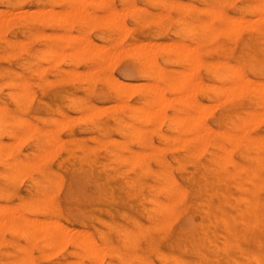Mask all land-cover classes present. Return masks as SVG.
Listing matches in <instances>:
<instances>
[{"label": "rangeland", "instance_id": "rangeland-1", "mask_svg": "<svg viewBox=\"0 0 264 264\" xmlns=\"http://www.w3.org/2000/svg\"><path fill=\"white\" fill-rule=\"evenodd\" d=\"M81 1L82 4L81 2L79 4V0H0V14H4L3 12L7 13L6 9L11 10V12L14 11V14H9L8 10L9 17L10 15L12 16L16 14L15 16L9 18L5 13L7 16V18L6 16L5 18H9L8 20L10 21L7 20L6 22L5 19L4 21L6 23L3 22L0 24V119H2L0 122V141L2 140L0 147V203H3V206L0 205V209H6V212L0 213V217L1 215L3 216L1 217L3 219L1 221L5 222H2L4 224L0 226V264H173L170 263V261L166 262L165 256H169L171 258L173 256H178L183 260V264H256L252 258V254L255 251H258L261 254L264 263V249H258L257 245L250 240L249 231L244 236H240L237 239V242H239L241 246L240 249L230 251L229 255H227L228 253L226 256L221 254L220 256H216L214 258H205V253L203 251H198L185 243H180L181 241L176 238L178 235L177 231L182 228L183 225L187 224L188 226L185 225L184 227L190 229L196 228L198 222L202 216H204L203 210L200 209L202 207H206L214 201L213 199L206 198L205 193L203 191H199L196 188V182L190 181L188 176H195L211 170L212 166H208V164L211 162V159L216 158L219 153L214 144L217 141L222 140V138H220L217 133L210 131V133L206 134V136L210 137H206L208 141L206 140L205 144L202 143L200 139L195 140L192 137L191 139L189 138L188 141L184 140V142H186L183 144L180 143L181 141L178 143L177 140L179 138L180 140L182 139V137H180L181 135H184L185 139H188L187 137L192 134L191 131H187V127L183 128V125L185 126L184 123L181 125V122H184L182 119L183 117H181V122H179L180 120L176 117L178 116V118H180L179 113L183 115L184 112H188V110L192 111L193 109H189V106H185L177 99L174 100L173 97L177 95V92L182 90L181 85L173 88L174 86H172V84H169L168 86V83L166 82L168 78L169 80H174L176 79L175 77H179L178 74L182 71L179 68L189 70L190 67H192L190 58L184 54L185 52L181 51V53L177 50L178 46L176 43L178 42L173 43L174 40H178L180 42L183 40L190 46H192V44L195 45L196 42L200 43L199 50H201L200 54L204 63L197 66V69L195 70V77L198 79H196L197 82L200 83V81H203V83H200L202 85L200 87L198 85L196 86L197 90H195L196 93H194L195 98L192 96V99H196L194 100L196 101V104L200 100V105L201 101L203 102L204 100V102H206L205 104H208L207 99L209 101H213L212 103L221 101L216 103L218 104L217 106L216 104L211 106L212 103L210 102L208 104L209 106L204 105L205 107H203V109L205 110V113L209 107H212V112L210 109L208 110L210 113L207 114V112V115L205 114L206 117L202 118L205 121L201 120L202 125H200L204 126L205 124L203 123L206 122L207 126L211 124V128L213 126V129H217L219 126L218 119L222 114L232 110L241 115L254 109L257 111L258 118L261 119V121L256 118L255 124L254 122H249L246 123L244 127L251 130V132L255 135L264 133V114L263 116H261L262 114L259 115L260 112L264 110L261 111L263 107L260 103L259 96L252 92H243L242 94H235L234 96L231 94L232 97H229L230 95L228 97L225 96L226 100L222 102V93L226 94V91L224 90L225 92L222 91L220 93H215L213 92V89L215 87H219L217 85L218 83H222V86H227L230 81L219 78L214 80L211 76V72H208L207 69H205V63L211 61L209 59L215 61L219 58H224L230 62L237 61L238 56L242 53L243 46L248 41H253L257 38V30L252 27L243 26V28L241 27L242 29H239V31L231 35L218 33L212 39L199 37V31L196 32V27L192 26L189 30L185 28L184 24L188 21L190 23L193 18L197 19L207 17V12L202 9L203 3H200L202 0H180V3L179 0H105L104 2L103 0H99L98 2L95 0V2L93 0H88L89 2H87V0ZM208 1L218 3L223 11L230 15L237 14L241 11L245 17L254 18L250 9H245L251 0ZM81 5H84L83 8ZM76 6L79 9L78 12ZM131 6L134 8L132 7L131 9ZM138 6H140V8ZM46 7L47 9L45 10L44 8ZM50 7V10H52V8H57L56 11L58 12L59 8L63 12L62 8H66L65 10L67 11L68 8L71 7L76 10L77 13L74 12V10H70V8L69 10L73 13H70L71 15H69V12L67 11L66 16L64 15L63 18V15H59V13H62L61 10L59 13H54L55 9H53L54 12L48 10ZM39 8L42 12L39 11ZM84 8L89 11L84 10ZM110 8L112 10L114 9L112 11L113 13H116V9L118 10L117 13L120 10L121 13L123 10H126V14H124V12L122 13L125 15H122L123 19L120 16L121 13H116L117 17L118 15L120 16L117 19L119 23L116 22V19L112 18L113 16L109 17L106 15L108 18H104V11L107 12L111 10ZM82 9L86 13L82 11ZM1 11L3 12L1 13ZM23 11L25 14L21 16V13H24ZM48 11L54 13L52 14L53 16ZM166 11L169 13L166 14L167 16L163 13ZM98 13L99 17L103 16L101 20H96V17L99 18ZM56 14L59 15V17ZM77 14L78 16H82L78 17ZM162 15H164V17ZM65 18L67 21H65ZM111 18L114 19V21H111ZM62 21L63 24H61ZM124 22L125 25H128V29L127 26L122 24ZM151 28L153 29L151 30ZM122 29L125 30L126 34L124 37H119L120 34L123 35L121 32L123 31ZM126 30L128 31L126 32ZM48 31H50L49 34ZM170 31L171 33H169ZM58 32H60V34ZM67 32H71V36ZM65 33L66 38L65 35H63ZM74 33H77L78 35L76 34L77 36H72ZM149 33L151 35H149ZM79 34H82V37H80ZM176 34L178 35L176 36ZM67 35L70 37L68 36V38ZM86 35L87 37L92 38V41L95 40L99 44L95 41L88 43L90 38L86 42ZM66 40H69V42L67 43ZM144 40L146 42L148 40V43L150 41V46L154 47V45H159L158 49L157 47H154L156 50L151 47L149 48L148 43ZM162 40H171L173 42H169L171 43V46L167 45V42L166 44L164 42L162 48H160V44L163 42ZM142 41L146 44L145 47L148 46L147 48L149 49L146 48L148 53L149 51H152V53L155 52V54L150 53V56L153 55L152 57L155 62V67H157L160 63L161 67L160 65L159 67L162 68L163 76L158 78L148 77L144 73L142 75V72L139 71L146 64L145 61H147V63L151 62V58L147 60L148 58L145 57L143 53L140 54L138 51L137 54L135 52L138 50V47L133 48V45H136V42L141 45L139 42ZM151 41H154V45ZM156 41L159 44H156ZM83 42L84 45L89 44L90 46L88 45L87 48H82L83 44L81 43ZM101 42L103 44L102 46L100 45ZM93 43H97V45L100 46L99 48L106 45L108 46H106L107 48L105 47V51L104 48L103 50L102 48L97 49ZM129 44L132 46V50L130 49L131 46H129ZM86 45L84 47H86ZM46 46L48 49L45 48ZM49 46H51L50 51ZM77 46L79 48L76 49V51L80 49V55L75 51V47L77 48ZM124 46L126 51L128 48L130 51H127L128 54L126 55V51H124V49H120L122 50L120 51L121 53L123 51L125 53L121 56L118 48H123ZM167 46L169 48H167ZM165 47L167 49L166 53L164 50ZM53 48H55V50H53ZM56 48H58L57 50L59 51H57ZM88 48L89 50L87 51ZM45 49H47V51ZM61 49V54H63L65 50L67 51L66 54L64 52V56H61L60 54ZM133 49H135L134 53H131ZM69 50L73 52L70 51V53H68ZM116 50L119 52V54L118 52L116 53L118 57L114 55L113 59L110 53L111 59L110 56H108V52H114ZM48 52L51 53V55ZM114 53H112V55ZM181 54L183 55L181 56ZM58 56L61 57L58 58ZM142 56L145 60L142 59ZM147 56L149 55L147 54ZM54 57L56 60L58 59V63H54V61L56 62ZM62 57L63 59L61 60L60 58ZM101 57H105L106 59L108 57L110 58L108 60L111 62ZM166 57L167 60L165 61ZM160 58L161 60H159ZM105 61L109 62V64L105 65L107 64ZM42 65H47V67H42ZM72 68L76 69V72L78 69H81V71L87 69L88 71H86V74L84 71L77 75L78 72L75 74ZM94 68H96V70ZM93 69L94 71H92ZM89 70L92 72H89ZM71 71L72 73H70ZM70 75L71 77H69ZM111 75H114V77ZM117 76L119 79L121 78L122 81L120 82L119 80L120 83H116L115 85L114 82L118 80ZM142 76L144 79H142ZM205 76L209 78H206ZM141 80L142 82L144 80H151L153 83L151 81L149 82H151L152 85L156 84L157 87L161 89L165 88V95L171 96L173 94L172 99L168 100V102H170H167L168 104L166 103L167 105L163 109L164 118L162 116L158 122L153 121V119H145L138 114L139 107L142 105L144 106L146 100H148L152 95V85L148 84L149 82L147 81L148 83L146 84L141 83L143 84L141 87L139 84V81ZM206 80L207 82L209 80V82L205 83ZM123 81L126 83H129V81L130 83L134 82L137 85L139 84V86L138 88L134 87L136 89H134V91L133 89H128L131 84H126ZM210 82H215L216 84L213 83L215 86L212 83L210 84ZM159 85L164 87H160ZM114 86L116 87L114 88ZM120 87L124 89V92H122ZM169 87H172L173 89H168ZM208 87L210 89H208ZM52 90L54 91L53 93H51ZM129 90L132 91V93L130 92L131 95L128 94L129 96H126V93ZM20 91H23V93ZM17 92L20 95H18ZM27 94L30 97H28ZM97 96L99 98H97ZM225 97L223 98L225 99ZM95 98L101 100L98 101ZM115 100L117 103H119L118 100L121 101L122 105L118 104L113 106L112 103H114ZM123 101H128V103H123ZM10 102L12 103L10 104ZM34 103H36V106ZM100 103L101 106L103 104H108V106L106 105V110L103 109V111L100 110V112L97 110L89 114L90 110H94V108L98 107L97 105H100ZM109 103H111L116 110L111 106V104L109 105ZM199 104L197 105L200 106ZM213 107H215V109H213ZM32 109L38 110L33 111ZM83 112L85 113L81 114ZM86 112H88L90 116L86 114ZM74 113L78 115V118L77 116H74ZM133 113H137L138 115ZM171 113H173L172 116ZM132 114L135 116H133L134 119L131 117ZM69 116H71L72 119L67 120L66 118ZM72 116H74V119ZM20 117H22L23 120ZM171 117H173L175 121ZM91 118L93 120H91ZM209 118H211V120ZM24 119L27 121L26 124L24 123ZM62 119L66 121L63 122ZM78 119L80 120L79 122ZM171 119L173 123L170 122ZM53 120H58V122L55 123ZM28 121L31 122V126L29 127L31 130H33L35 123L37 124V126L35 125L37 127H35V131L33 130L32 132L29 128H26L28 127ZM214 123H216V125ZM154 124L155 126H159L160 124V126L155 127ZM56 125H59V128H55ZM78 125L81 127L79 126L78 128ZM136 125L139 126V133L133 132ZM175 129L177 130L175 131ZM48 131L51 132L49 133ZM18 134H20V136L22 134V142L21 140H18L20 142L15 144L13 143V139L16 140L18 138L14 137V135L18 136ZM51 134H53V136ZM23 137L27 138L24 139ZM61 139H65L63 143ZM3 140H6L5 142H13H9L8 144L11 145L8 146V144L5 145L3 143ZM56 142H61L62 144L58 143L59 145L57 146ZM176 143L177 147H174V144ZM14 144L16 146H14ZM54 144H56L57 147L61 146L58 149L55 147V150L53 148ZM12 145L14 147H12ZM200 145L204 146L202 147L203 149ZM50 147L54 150H49L53 151V153L50 152L51 156L49 157V153L47 152L46 157L49 159L46 160L44 157L45 162H42V160L38 163L37 160L40 161L42 158L40 159L37 155H45L46 151L50 149ZM134 150H137V155L140 154V157H142L141 164L134 162V158L136 156ZM153 150H155V152H153ZM44 155H42V157ZM82 155L102 162L101 165L97 166L99 169L101 168L102 172H108L113 177V179L107 183V186L115 192V198L120 197V199L106 200L100 197L102 186L99 181L94 178L90 167L80 164L82 161ZM24 159L25 161L28 160L26 161L27 163L23 162ZM29 160L31 162L33 160V163L28 164ZM23 163L24 165H22ZM160 163H162V165ZM26 164L29 169H26L27 171L23 169ZM33 164L34 166L32 167ZM11 167H15V169L10 170L9 168ZM17 167L20 170H25V172H22L21 170V172L18 171V173ZM232 168V165H228L224 168V170L227 171ZM78 170L81 171L79 172ZM160 170L171 178L175 177L173 180L174 183L170 185V188L173 190L176 189V191L171 194V197H180L182 194L179 198L180 200L178 199L179 201L177 202L179 210L176 213L165 214L161 213L159 210L157 211L155 208L156 200L163 201L168 198V193L160 188L162 187V183L157 179ZM85 171L86 173H84ZM82 172L84 174H82ZM124 178H132V180L126 181L125 179L124 181ZM55 179H57V181H55ZM54 181L57 184H55ZM224 188L227 190L230 200H233V196L239 193L235 188V184L232 182L224 183ZM50 194L52 195L51 198L49 197L51 196ZM84 195H86L89 200ZM66 197L69 200H67ZM47 198H49V200ZM90 198L95 199V201ZM78 201L79 203H77ZM12 206L13 208L15 207L13 211L16 209L17 212L21 211L20 213L23 214V216L21 214L20 216L19 213L16 214V211L11 212L10 207ZM141 207H143V209ZM69 209H71L72 212L68 211ZM11 213V217L7 218ZM13 214L14 218L12 217ZM81 214L83 215L81 216ZM33 216L37 218L41 217L39 222H41L43 217V224L46 219L51 218V221L49 220L50 225L45 223L47 226L44 225L40 229V223H38V225L36 223L38 222V219L37 221H35V218V220H31L33 219ZM181 216H183V218ZM71 217L73 219L75 218L76 222ZM44 218L46 219L44 220ZM52 219L56 220L58 224L62 225V227L70 225L68 228H71L70 230L66 229L67 232L71 231V234L69 232H65L68 234L67 236L70 237L67 238L64 233L66 238H63L66 239V246L63 243L64 247L60 245L59 247L61 248L58 249L57 245L61 242L50 240L51 235L56 234V225L54 226L53 223H51L53 222ZM63 223L65 225H63ZM180 225L182 226L180 227ZM35 226L39 229H35ZM44 228L46 233L44 232ZM259 228L262 229L259 237L261 238V241L264 242V224L261 223ZM30 229L32 230L30 231ZM72 229L76 230V232ZM83 230L86 231V233L83 232ZM118 234H120V236ZM81 238L85 239L83 243L80 242ZM49 240L52 241V244ZM46 243L51 245L47 246ZM90 243L93 245V249L95 251L90 248ZM54 248L59 251L57 253L54 252L53 250H56ZM47 251L49 254L46 253ZM191 251H193L192 253L194 254H192ZM29 252L31 253L29 254ZM187 252L190 253L188 254ZM197 252L199 253L197 254ZM20 254L25 255L23 256V259ZM100 259L103 261H99ZM122 260L123 262H121Z\"/></svg>", "mask_w": 264, "mask_h": 264}, {"label": "bare ground", "instance_id": "bare-ground-1", "mask_svg": "<svg viewBox=\"0 0 264 264\" xmlns=\"http://www.w3.org/2000/svg\"><path fill=\"white\" fill-rule=\"evenodd\" d=\"M62 1V0H61ZM67 1V0H66ZM84 1H86V0H84ZM90 1V0H89ZM88 0H87V2H89ZM94 1V0H93ZM96 2H98L99 0H95ZM94 1V2H95ZM100 1H102V0H100ZM105 0H103V2H104ZM153 1V0H152ZM172 1V0H171ZM29 2V1H28ZM35 2V1H34ZM77 2V1H76ZM80 2H81V4H82V1L81 0H79V4H80ZM86 2V3H87ZM108 2V1H107ZM147 2V1H146ZM182 2V1H181ZM36 3H37V1H36ZM35 3V4H36ZM85 3V4H86ZM109 3V2H108ZM139 3H141V2H139ZM179 3H180V0H179ZM184 3H187V2H184ZM200 3H203V6H202V9L203 10H205L206 12H207V17H201V18H193L192 19V21H190V23H189V21L187 22V20H186V24H184V26H185V28H187V29H189L190 30V28L192 27V26H194V27H196V32H198L199 33V37H201V38H206V39H212V38H214L218 33H223V34H234V33H236L237 31H239V29H242L243 28V26H248V27H252V28H254L255 30H257V38L255 39V40H253V41H248L244 46H243V48H242V53L238 56V59H237V61H235V62H230V61H227V60H225L224 58H219V59H217V60H215V61H213L212 59H209V60H211L210 62L208 61L207 63H205L206 64V67H205V69H207V71L208 72H211V76L214 78V80L215 79H225V80H229L230 81V83L226 86V85H224V86H222V83H218L217 85L219 86V87H215L214 89H213V92H215V93H220V92H225L226 94H224V93H222L223 94V96H222V98H221V100H222V102L224 101V100H226V97H228L229 95V97H232L231 96V94L234 96L235 94H242L243 92H252V93H254V94H256V95H258L259 96V99H260V103H261V105H262V107H263V109H261V111L262 110H264V0H251L250 1V3L246 6V8L245 9H250V11L253 13V17L254 18H249V17H245L244 15H243V12H241L240 10V12L239 13H237V14H234V15H230V14H228V13H226V12H224L223 11V9L221 8V6L218 4V3H214V2H211V1H208V0H202V2H200ZM78 4V3H77ZM78 4V5H79ZM119 4V3H118ZM189 4V3H188ZM193 4H194V2H193ZM148 5V4H147ZM177 5V4H176ZM84 6V5H83ZM83 6L81 5V7L83 8ZM134 6V5H133ZM133 6H131V9H132V7ZM190 6V5H189ZM192 6V5H191ZM72 7H73V5H72ZM77 7V6H76ZM134 7H136V6H134ZM133 7V8H134ZM139 8H140V6H138ZM165 7V6H164ZM4 8V7H3ZM2 8V9H3ZM43 8V7H42ZM71 8V7H70ZM70 8H68V12H69V15H71L72 13H71V11L70 10H74V9H70ZM235 8V7H234ZM237 8H238V6H237ZM236 8V9H237ZM24 9H26V8H24ZM28 9V8H27ZM32 9V8H31ZM30 9V10H31ZM45 10L47 9V7L46 8H44ZM43 9V10H44ZM51 9V7L48 9V10H50ZM53 9H55V8H52V10H50V11H53L54 12V10ZM57 9V8H56ZM56 9H55V12L54 13H56V12H58V11H56ZM63 9V12H62V10L59 8V12H60V10H61V14L59 13V15H63V18H64V15L66 16V8L64 9V8H62ZM70 9V10H69ZM76 9V8H75ZM77 9H78V7H77ZM111 9V8H110ZM199 9V8H198ZM233 9V8H232ZM1 10V9H0ZM7 10V13L6 12H3V11H1V13L3 12L4 14H0V24L1 23H6L7 22V20L9 19V18H11L12 16H15V15H10V17L8 16L9 14H14V11H12L11 12V10H9V9H6ZM5 10V11H6ZM8 10H9V14H8ZM34 10H38V9H34ZM44 10V11H45ZM84 10H87V9H85L84 8ZM83 9H82V11H84ZM114 10V9H113ZM112 9L111 10H109V11H104L105 12V16H104V18H108L107 16H109V17H111V16H113L112 18H114V19H116V22L117 23H119L118 21H117V19L121 16L122 17V13L124 12V14H126L125 12H126V10H123V12L121 13V10L118 12V13H121L120 14V16L118 15V17L116 16L118 13H117V9H116V13H113L112 11H113ZM177 10V9H176ZM28 11H29V9H28ZM39 11H41L40 10V8H39ZM79 11V9L77 10V12ZM80 11H81V9H80ZM87 11H89V10H87ZM233 11H234V9H233ZM24 12V11H23ZM42 12V11H41ZM49 12V11H48ZM74 12H76V10H74ZM76 12V13H77ZM85 12V11H84ZM83 12V13H84ZM108 12H109V14H108ZM110 12H112V13H110ZM115 12V11H114ZM5 13L7 14V16L9 17L8 19H6L7 18V16L5 15ZM28 13H30V12H28ZM35 13L37 14V12L35 11ZM51 15L52 14H54V13H51V12H49ZM71 13V14H70ZM75 13V14H76ZM86 13V12H85ZM84 13V14H85ZM88 13V12H87ZM162 13V12H161ZM163 13H165V16H167L166 14H169V13H167V11L166 12H163ZM19 14V13H18ZM23 14H25V12L24 13H21V16L23 15ZM40 14V13H39ZM74 14V15H75ZM82 14V13H81ZM102 14V13H101ZM38 15V14H37ZM49 15V14H48ZM57 15V14H56ZM56 15H54V16H56ZM59 15H57L58 17H59ZM68 15V14H67ZM73 15V16H74ZM80 15V14H79ZM83 15V14H82ZM82 15H80V16H82ZM96 15H97V13H96ZM104 15V14H103ZM107 15V16H106ZM5 16H6V18H5ZM20 16V15H19ZM50 16V15H49ZM53 16V15H52ZM51 16V17H52ZM76 16V15H75ZM77 16H78V14H77ZM80 16H78V17H80ZM92 16V15H91ZM93 16H95V15H93ZM123 16H125V15H123ZM159 16H160V14H159ZM158 16V17H159ZM163 17H164V15H162ZM178 16V15H177ZM43 17V16H42ZM62 17V16H61ZM98 17H99V13H98ZM103 17V16H102ZM102 17H99V18H97L96 17V20H101L102 19ZM117 17V18H116ZM103 18V19H104ZM111 18V21H114V19H112ZM6 19V22L4 21ZM66 19V18H65ZM122 19H123V17H122ZM133 19V18H132ZM184 19V18H183ZM72 20V19H71ZM106 20V19H105ZM175 20V19H174ZM185 20V19H184ZM8 21H10V20H8ZM64 21V20H63ZM63 21H62V23L61 24H63ZM65 21H67V19L65 20ZM57 22V21H56ZM55 22V23H56ZM123 22V21H122ZM127 22V21H126ZM177 22H180V21H177ZM96 23V22H95ZM66 24V23H65ZM121 24V23H120ZM122 24H124V26H127V29L129 28L128 27V25L126 24L125 25V22L124 23H122ZM175 24H177V23H175ZM178 24H180V23H178ZM6 25V24H5ZM67 25V24H66ZM65 25V26H66ZM110 25V24H109ZM63 26V25H62ZM61 26V27H62ZM119 26H122V25H119ZM130 27H132L131 25H129ZM158 26V25H157ZM182 26V25H181ZM242 27V28H241ZM63 28H64V26H63ZM66 28H67V26H66ZM125 28V27H124ZM1 29V28H0ZM49 29V28H48ZM126 29V28H125ZM153 28H151V30H152ZM198 29V30H197ZM123 30V29H122ZM95 31V30H94ZM97 31V30H96ZM123 31H124V33H123ZM123 31H121L122 32V34L123 35H121L120 34V36L119 37H121V36H123L124 37V35L126 34L125 33V30H123ZM128 30H126V32H127ZM57 32V31H56ZM56 32H55V34H56ZM50 33V31H48V34ZM59 34H60V32H58ZM61 33H63V32H61ZM68 33V32H67ZM169 33H171V31L169 32ZM174 33V32H173ZM44 34V33H43ZM54 34V35H55ZM69 35L70 34H72L71 32L70 33H68ZM77 34V33H76ZM75 33L72 35V36H75L76 35ZM145 34H147V33H145ZM11 35H13V34H11ZM22 35V34H21ZM50 35H52V34H50ZM63 35H65V38H66V33L65 34H63ZM69 35H67V37L69 36ZM78 35V34H77ZM76 35V36H77ZM80 35V34H79ZM82 35V34H81ZM80 35V37H82ZM130 35V34H129ZM143 35V34H142ZM149 35H151L150 33H149ZM178 34H176V36H177ZM61 36V35H60ZM71 36V35H70ZM69 36V37H70ZM95 36V35H94ZM147 36V35H146ZM167 36V35H166ZM169 36V35H168ZM62 37V36H61ZM68 37V38H69ZM91 37H93V36H91ZM130 37V36H129ZM63 38V37H62ZM74 38V37H73ZM88 38V39H87ZM89 38L90 37H87V35H86V42H87V40H89ZM95 38V37H94ZM76 39V38H75ZM92 38H90V41H88V43L89 42H93V41H95V40H91ZM189 40V39H188ZM187 40V41H188ZM191 40V39H190ZM25 41H26V39H25ZM84 41V42H85ZM145 41V40H144ZM163 42H161L162 44H160V48H162V45L164 44V42H165V44H166V42L168 43L167 45H170L171 43H169L171 40H162ZM183 41V40H182ZM180 42V41H178V40H174V42L173 41H171V42H173V43H176V42H178V43H176L177 44V50H179L180 52L182 51V52H185L184 54H186L189 58H190V60H191V62H192V67H190V69L188 70H183L182 68H179V69H181L182 71H181V73L180 74H178L179 75V77H175L176 79H174V80H169V78H168V80H169V82H168V80L166 81L167 83H168V86H169V84L171 85L172 84V86H174L173 88H176V87H178L179 85H181V87H182V90L181 91H179V92H177V95L176 96H170V95H165V93H164V89L165 88H159V87H157V85L155 86L154 84L152 85L151 84V80H144V81H146V82H142V80L141 81H139V82H137V83H139L140 84V86L142 87V85L145 83H148L149 81H151V82H149L148 84H150V85H152V95H151V97H149V99L148 100H146V103H145V105L143 106L142 105V103H141V107H139V109H138V114H140V116L141 117H143V118H147V119H153V121H155V122H158L159 121V119L163 116V109H164V107L170 102H168V100H171L172 99V97L174 98V100L175 99H177V100H179L180 102H182L185 106H189V109L191 108V109H193L192 111H189L188 110V112H184L183 113V115L182 114H180L179 113V115H180V118H178V116H177V114H176V118L178 119V120H180L179 122H181V117H183L182 119L184 120V122H181V125H183L182 123H184L185 124V126L183 125V128H186L187 127V131H191V136L189 137L188 135V139H185V136L184 135H181L180 137H182V139L180 140V138L177 140V142L179 143L180 141V143H185L186 141H188L189 140V138L191 139V137L192 138H194L195 140L196 139H200L201 140V142L202 143H206V137L208 138V137H210V136H206V134L207 133H210V131H212V132H215V133H217L218 134V136L220 137V138H222V140H220V141H217L214 145H215V147H216V149L219 151V153L217 154V156H216V158H214V159H211V162L208 164V166H212V168H211V170H209V171H206L205 173H201V174H198V175H189L188 176V179L190 180V181H194V182H196V188L199 190V191H203L204 193H205V196H206V198H209V199H213L214 201H212L209 205H207L206 207H202L200 210H203V213H204V216H202V218L200 219V221L198 222V224H197V226H196V228H194V229H190V228H186V227H184L185 225H187V224H185V225H180V227L182 226V228H180L177 232H178V235H177V239L179 240V241H181L180 243H185L186 245H189V246H191V247H193L194 249H196V250H198V251H203L205 254V258H214V257H216V256H220L221 254H223V255H225L226 256V254L227 255H229V253H230V251H232V250H234V249H240L241 248V246H240V244H239V242H237V239L240 237V236H244L248 231H249V234H250V236H249V238H250V240L252 241V242H254L256 245H257V247H258V249H264V242H262L261 241V238L259 237V234H260V231L262 230L261 228H259L260 227V224L261 223H263L264 224V133H262V134H260V135H255V134H253L252 132H251V130H249L248 128H245L244 127V125L246 124V123H252V122H254V124H255V121H256V118H258V113H257V111H255L254 109L253 110H249V111H247L246 113H244V114H237L236 112H234V111H232V110H230V111H228V112H226V113H224V114H222L220 117H219V119H218V124H219V126H218V128L217 129H213V126H212V128H211V124L209 125V126H207L206 125V122H204L203 124H205L204 126H201L202 124H201V120H203V121H205L204 119H202L203 117H206V115L207 114H209L210 112H208V110L210 109V111H211V108L212 107H209V109H207L206 111L208 112H206L205 113V110L203 109V107H205L206 105L207 106H209L208 104H209V102L210 103H212L213 101H209L207 98V101H208V104H205L206 102H202L201 101V105H202V103H203V105L201 106L200 104H199V102H200V100L198 101V103L197 104H199L200 106H198L197 104H196V101H194V100H196V99H192V96H194V98H195V94L194 93H196L195 92V90H197L196 89V86L198 85L199 87L200 86H202L201 84L203 83V81L201 82L200 81V83L199 82H197L196 81V77H195V70L197 69V66H199V64H201V63H204V61L202 60V57H201V54H200V51L201 50H199V47H200V43H197L196 42V44L194 45V44H192V46H190V45H188V44H186L184 41L183 42ZM204 41V40H203ZM66 42L68 43L69 42V40L67 41L66 40ZM84 42L83 43H81V44H83V47L82 48H87V46L89 45H86V47H84L85 45H84ZM95 42H97V41H95ZM143 42V41H142ZM142 42H139V43H141V45L140 44H137V42L135 43L136 45H133V48H137L138 47V50L137 51H135L136 53L139 51L140 52V54H144L145 55V57H147L148 59L147 60H149L150 58H151V62L150 63H147V61H145V65H144V67L142 68V69H140L139 71L140 72H142V75H143V73L144 74H146L148 77H153V78H158V77H161V76H163V71H162V68H160L161 67V65H160V61L158 62L159 63V65H160V67H159V65L157 66V67H155V62H154V59H153V55L152 56H150V53H152V51H149V53H148V50L147 49H149L150 47L151 48H153L154 49V47H157V49H158V46L159 45H157V46H155L154 45V41L152 42L151 41V43H153V45H154V47L153 46H150L149 44H150V41H149V43H148V40H147V42L146 43H148V45H149V48H147L148 46H146L145 47V43L143 44ZM160 42V41H159ZM44 43V42H43ZM77 43H78V41H77ZM98 43V42H97ZM97 43H93L94 44V46H96L97 47V49H101L102 48V50H103V48H104V50H105V47L106 46H108V45H106V46H104V47H101V48H99L100 46H98L97 45ZM221 43V42H220ZM41 44V43H40ZM45 44V43H44ZM99 44V43H98ZM142 44H143V47H142ZM156 44H159V43H157V41H156ZM175 44V45H176ZM22 45V44H21ZM100 45L102 46L103 44H102V42L100 43ZM174 45V46H175ZM72 46V45H71ZM80 46V45H79ZM90 46V45H89ZM129 46H131L130 44H129ZM141 46V47H140ZM171 46V45H170ZM173 46V47H174ZM22 47V46H21ZM20 47V48H21ZM50 47V49H49V51L51 50V46H49ZM80 47V48H81ZM140 47V48H139ZM45 48H47L48 49V47L46 46ZM79 47L77 46V48L75 47V51H76V49H78ZM81 48V49H82ZM90 48V47H89ZM89 48L87 49V51L89 50ZM95 48V47H94ZM93 48V49H94ZM107 48V47H106ZM125 48V46L123 47V48H118L119 49V52L120 51H122V50H120V49H124ZM147 48V49H146ZM163 48H164V46H163ZM167 48H169L168 46H167ZM42 49H43V47H42ZM47 49H45L46 51H47ZM58 48H56V50H57ZM63 49V48H62ZM62 49L60 50V54H61V52H62ZM96 49V48H95ZM94 49V50H95ZM126 49V48H125ZM124 49V51H126ZM131 50H132V46H131V48H130ZM174 49V48H173ZM176 49V48H175ZM53 50H55V48H53ZM52 50V51H53ZM74 50V49H73ZM115 50V49H114ZM134 50L135 49H133V51H131V53L133 52L134 53ZM147 50V51H146ZM154 50H156V49H154ZM165 53H166V51H167V49H166V47H165ZM44 51V50H43ZM57 51H59V50H57ZM70 51L71 50H69L68 51V53H70ZM74 51V52H75ZM82 51H83V49H82ZM93 51V50H92ZM91 51V52H92ZM97 51H99V50H97ZM106 51V50H105ZM124 51L121 53V56H122V54L124 55L125 53H126V55L128 54L127 53V51H130L129 50V48H128V50L124 53ZM27 52V51H26ZM65 52V54L67 53V51L65 50L64 51ZM64 52H63V54H61V56H64ZM71 52H73V51H71ZM79 52H80V49L78 50V51H76V53H78L79 54ZM94 52V51H93ZM95 52H96V50H95ZM115 52V53H114ZM114 52H108L109 53V55L108 56H110V53H111V56H112V58L114 57V55H116V53L118 52L117 50L116 51H114ZM119 52H118V54H119ZM172 52V51H171ZM181 52V53H182ZM10 53V52H9ZM49 53V52H48ZM112 53H114L113 55H112ZM130 53V52H129ZM135 53V54H136ZM154 54H155V52H153ZM152 53V54H153ZM224 53V52H223ZM222 53V54H223ZM50 55H51V53H49ZM138 54V53H137ZM139 54V55H140ZM147 54L149 55V56H147ZM176 54V53H175ZM59 55V54H58ZM71 55H72V53H71ZM80 55V54H79ZM78 55V56H79ZM138 55V56H139ZM183 54H181V56H182ZM224 55V54H223ZM61 56H58V58L59 57H61ZM75 56V55H74ZM111 56H110V58H111ZM130 56V55H129ZM160 56V55H159ZM53 57V56H52ZM77 57V56H76ZM87 57H88V55H87ZM116 57H118V55H116ZM161 57V56H160ZM51 58V57H50ZM77 58H79V57H77ZM101 58H105V57H101ZM110 58H108L107 57V59L105 58V60H108V59H110ZM111 58V59H112ZM131 58V57H130ZM144 57L142 56V59H143ZM162 58V57H161ZM161 58L159 59V60H161ZM172 58V57H171ZM54 59H55V57H54ZM61 60L63 59V57L62 58H60ZM59 59V60H60ZM114 59V58H113ZM117 59V58H116ZM165 59V58H164ZM188 59V58H187ZM186 59V60H187ZM56 60V59H55ZM58 60V59H57ZM57 60H56V62L54 61V63H58L57 62ZM138 60V59H137ZM143 60H145V59H143ZM142 60V61H143ZM167 60V57H166V59H165V61ZM44 61V60H43ZM64 61V60H63ZM108 61H110V60H108ZM113 61H116V60H113ZM142 61H141V63H142ZM4 62V61H3ZM15 62V61H14ZM17 62V61H16ZM106 62V61H105ZM111 62V61H110ZM74 63V62H73ZM107 64H105V63H103V64H105V65H108L109 64V62H106ZM190 63V62H189ZM21 64V63H20ZM63 64V63H62ZM67 64V63H66ZM152 64V65H151ZM16 65V64H15ZM48 65V64H47ZM47 65L45 66V68L47 67ZM122 65H123V63H122ZM157 65V64H156ZM190 65V64H189ZM17 66V65H16ZM43 65H42V67H44ZM101 66V65H100ZM82 67V66H81ZM21 68V67H20ZM80 68V67H79ZM173 68V67H172ZM204 68V67H203ZM22 69V68H21ZM39 69V68H38ZM44 69V68H43ZM69 69V68H68ZM73 69V68H72ZM95 70H96V68H94ZM94 69L92 70V71H94ZM41 70V69H40ZM65 70H67V69H65ZM74 71L73 72H75V74L77 73V75H79V73H81V72H84L85 71V74H86V71H88L87 69L86 70H82L81 71V69H78L77 70V72H76V69H73ZM80 71V72H79ZM91 70H89V72H90ZM91 71V72H92ZM178 71V70H177ZM206 71V72H207ZM43 72V71H42ZM88 72V73H89ZM205 72V71H204ZM70 73H72V71L70 72ZM69 73V74H70ZM170 73V72H169ZM179 73V72H178ZM249 73V74H248ZM74 74V75H75ZM90 74V73H89ZM175 74V73H174ZM173 74V75H174ZM207 74V73H206ZM251 74V75H250ZM53 75V74H52ZM73 75V76H74ZM115 75V74H114ZM114 75H111V76H113L114 77ZM119 76V75H118ZM117 76V77H118ZM133 76V75H132ZM168 76V75H167ZM176 76H177V74H176ZM69 77H71V75L69 76ZM110 77V76H109ZM116 77V78H117ZM165 77V76H164ZM200 77V76H199ZM206 77V76H205ZM134 78V77H133ZM206 78H209V77H206ZM52 79V78H51ZM118 80H116L114 83H115V85H116V83L118 84V83H120L121 81H122V79L120 78L119 79V77L117 78ZM142 79H144L143 78V76H142ZM201 79V78H200ZM49 80V79H48ZM109 80V79H108ZM119 80H120V82H119ZM124 80V79H123ZM198 80V79H197ZM203 80V79H202ZM118 81V82H117ZM148 81V82H147ZM99 82V81H98ZM123 82H125V81H123ZM158 82V81H157ZM156 82V83H157ZM208 82H209V80H208ZM207 82V80H206V82L205 83H208ZM126 83V82H125ZM128 83V82H127ZM126 83V84H127ZM134 82H131L130 83V81H129V83L128 84H131L130 85V87L128 88V89H135V88H138V86H139V84L137 85L136 83H134ZM141 83H143V84H141ZM153 83V82H152ZM154 83H155V80H154ZM212 82H210V84H211ZM213 83H215V82H213ZM212 83V84H213ZM110 84H112V83H110ZM124 84V83H123ZM136 84V85H135ZM157 84H159V83H157ZM216 84V83H215ZM25 85V84H24ZM120 85H122V84H120ZM149 85V86H150ZM206 85V84H205ZM209 85V84H208ZM214 85V84H213ZM213 85H212V87H213ZM216 85V86H217ZM127 86V85H126ZM137 86V87H136ZM160 86V85H159ZM215 86V85H214ZM5 87H7V86H5ZM76 87V86H75ZM116 86H114V88H115ZM133 87V88H132ZM135 87V88H134ZM160 87H164V86H160ZM210 87V86H209ZM208 87V89H210ZM99 88V87H98ZM121 88V87H120ZM124 88V87H123ZM127 88H125V89H127ZM145 88V87H144ZM148 88H150V87H148ZM170 88H172V87H169L168 89H170ZM172 88V89H173ZM122 89V88H121ZM23 90V89H22ZM24 90H26V89H24ZM136 90V89H135ZM134 90V91H135ZM163 90V91H162ZM225 90V91H224ZM27 91V90H26ZM40 91V90H39ZM38 91V92H39ZM55 91H56V89H55ZM141 91V90H140ZM13 92V91H12ZM19 92V91H18ZM17 92V93H18ZM20 92H22L23 93V91H20ZM54 91L52 90V92L51 93H53ZM121 92V91H120ZM122 92H124V89H122ZM127 92V91H126ZM129 92V93H128ZM127 93H126V96L129 94V95H131V93H132V91H128ZM131 92V93H130ZM26 93H28V92H26ZM120 94V93H119ZM123 94V93H122ZM138 94V93H137ZM228 94V95H227ZM15 95V94H14ZM18 95H20L19 93H18ZM28 95V94H27ZM128 95V96H129ZM32 96V95H31ZM47 96V95H46ZM52 96V95H51ZM136 96H138V95H136ZM168 96V97H167ZM169 96H170V98H169ZM216 96H219V95H216ZM226 96V97H225ZM28 97H30L29 95H28ZM48 97V96H47ZM50 97V96H49ZM135 97V96H134ZM223 97H225V99L223 98ZM237 97V96H236ZM97 98H99L98 96H97ZM97 98H95V99H97ZM132 98V97H131ZM169 98V99H168ZM219 99V98H218ZM229 99V98H228ZM98 100V99H97ZM101 99H99L98 101H100ZM96 102V101H95ZM94 102V103H95ZM118 102L119 103H117L116 102V100H115V102L114 103H112L113 104V106H115V105H122V102L121 101H119L118 100ZM124 102H127L128 103V101H123V103ZM132 102H133V100H132ZM131 102V103H132ZM168 102V103H167ZM179 102V103H180ZM219 102H221V101H216L215 103H212L211 104V106H214L216 103H219ZM12 102H10V104H11ZM116 103V104H115ZM137 103V102H136ZM167 103V104H166ZM35 104V106H36V103H34ZM111 103H109V105H110ZM112 104H111V106H112ZM104 105V104H103ZM101 106V103H100V105L98 104L97 106L98 107H96V108H94V110L92 109V111L90 110V112H89V114H91V112L93 113V111H97L98 110V112H100V110H102L103 111V109H105L106 110V107L108 106V104H106V105H104V106ZM130 105H132V104H130ZM129 105V106H130ZM137 105H140V104H137ZM136 105V106H137ZM205 105V106H204ZM218 104H216V106H217ZM99 106H100V108H99ZM111 106H109V107H111ZM112 106V107H113ZM215 106V107H216ZM250 106V105H249ZM4 107V106H3ZM111 107V108H112ZM121 107V106H120ZM138 107V106H137ZM215 107H213V109H215ZM38 108V107H37ZM115 110H116V108L115 107H113ZM208 108V107H207ZM131 109H132V107H131ZM33 111H36V110H38V109H36V110H34V109H32ZM133 110V109H132ZM181 110H182V108H181ZM42 111V110H41ZM46 111V110H45ZM134 111V110H133ZM218 111V110H217ZM258 111H260V110H258ZM42 112H44V111H42ZM74 112V111H73ZM212 112V111H211ZM264 111H262V112H260V114L259 115H261V116H263V113ZM70 113V112H69ZM85 112H83V113H81V114H84ZM165 113V112H164ZM75 114V113H74ZM81 114H79V115H81ZM86 114H88V112H86ZM88 114V115H89ZM133 114H137V113H133ZM132 114V116L131 117H133L134 115ZM137 114V115H138ZM206 114V115H205ZM173 115V113H171V116ZM182 115V116H181ZM205 115V116H204ZM74 116H77V118H78V115L77 114H75ZM74 116H72L73 117V119H74ZM82 116V115H81ZM81 116H79V117H81ZM90 116V115H89ZM139 116V117H140ZM166 116V115H165ZM135 117V116H134ZM134 117H133V119H134ZM211 117V116H210ZM264 117V116H263ZM19 118V117H18ZM20 118H22V117H20ZM83 118V117H82ZM137 118H138V116H137ZM163 118H164V116H163ZM171 118H173V117H171ZM214 118V117H213ZM212 118V119H213ZM67 120L68 119H72L71 118V116H69L68 118H66ZM113 119V118H112ZM174 119V118H173ZM208 119V118H207ZM210 120H211V118H209ZM259 119V118H258ZM1 120L2 119H0V122H1ZM19 120V119H18ZM22 120H23V118H22ZM81 120H85V119H81ZM91 120H93L92 118H91ZM164 120V119H163ZM163 120H161V121H163ZM260 121H261V119H259ZM53 121H55V123H57L58 122V120H53ZM62 121L64 122V121H66V120H63L62 119ZM80 120L78 119V122H79ZM160 121V122H161ZM169 121V120H168ZM174 121H175V119H174ZM202 121V122H203ZM259 121V122H260ZM26 120L24 119V123L26 124ZM29 122V121H28ZM68 122V121H67ZM159 122V123H160ZM170 122L171 123H173L172 122V119L170 120ZM207 122H209V121H207ZM30 123L31 122H29L28 124H27V126L28 127H26V128H29L31 125H30ZM132 123H134V122H132ZM166 123V122H165ZM257 123H258V120H257ZM32 124H33V122H32ZM131 124V123H130ZM162 124V123H161ZM168 124V123H167ZM201 124V125H200ZM215 125H216V123H214ZM35 125L37 126V124L35 123ZM34 125V128H33V130L35 131V126ZM60 125V124H59ZM59 125L57 126L56 125V127L55 128H59ZM65 125V124H64ZM134 125V124H133ZM157 125V124H156ZM79 126L80 125H78V128H79ZM154 126H155V124H154ZM153 126V127H154ZM159 126H160V124H159ZM158 125L157 126H155V127H159ZM171 126V125H170ZM207 126V127H206ZM264 126V125H263ZM81 127V126H80ZM152 127V126H151ZM166 127H167V125H166ZM37 128V127H36ZM143 128V127H142ZM176 128V127H175ZM182 128V127H181ZM30 129V128H29ZM149 129H150V127H149ZM10 130V129H9ZM33 130H31L30 129V131H32L33 132ZM39 130V129H38ZM48 130V129H47ZM79 130H81V129H79ZM132 130V129H131ZM177 129H175V131H176ZM29 131V132H30ZM66 131V130H65ZM139 131H140V129H139V126H137L136 125V128H134L133 129V132L134 133H136V132H138L139 133ZM29 132H28V134H29ZM46 132V131H45ZM49 133L51 132V131H48ZM116 132V131H115ZM142 132V131H141ZM44 133V132H43ZM66 133V132H65ZM30 134H31V132H30ZM29 134V135H30ZM17 135V134H16ZM52 136H53V134H51ZM66 135V134H65ZM64 135V136H65ZM120 135V134H119ZM137 135V134H136ZM178 135V134H177ZM20 136V134H18V136H15L14 135V137H17L18 139H16V140H14L13 139V141H9L10 143L11 142H13V143H15V144H17L18 142H20V141H18V140H21V136H22V134H21V136ZM120 136H122V135H120ZM138 136V135H137ZM167 136V135H166ZM159 137V136H158ZM174 137V136H173ZM179 137V136H178ZM6 138H8V137H6ZM24 138V137H23ZM22 138V139H23ZM27 138V137H26ZM26 138H24V139H26ZM70 138H72V137H70ZM115 138V137H114ZM175 138V137H174ZM184 138V139H183ZM24 139H23V141H24ZM48 139V138H47ZM66 139V138H65ZM65 139H61V141H62V143H63V141L65 140ZM108 139V138H107ZM119 139H120V137H119ZM173 139V138H172ZM31 140V139H30ZM29 140V141H30ZM67 140V139H66ZM116 140H117V138H116ZM165 140H167V139H165ZM183 140V141H182ZM184 140H186L185 142H184ZM2 141V140H1ZM0 141V147H1V144H2V142ZM6 140H3V143L6 145V144H8L9 142L7 141V142H5ZM16 141V142H15ZM60 141V140H59ZM92 141V140H91ZM113 141H115V140H113ZM157 141H159V140H157ZM171 141V140H170ZM208 141V140H207ZM21 142H22V140H21ZM172 142V141H171ZM58 143H61V142H56V144H57V146L59 145ZM61 143V144H62ZM3 144V145H4ZM14 144V146H16ZM56 144H54V147H53V145H52V147L55 149V147L58 149L59 147H57L56 146ZM195 144V143H194ZM203 144V145H204ZM9 145H11V144H8V146ZM134 145V144H133ZM139 145V144H138ZM177 145V143L176 144H174V147H177L176 146ZM13 145H12V147H14ZM28 146V145H27ZM30 146V145H29ZM162 146V145H161ZM160 146V147H161ZM179 146V145H178ZM197 146H199V145H197ZM196 146V147H197ZM201 146V148L202 147H204V146H202V145H200ZM132 147V146H131ZM134 147V146H133ZM165 147V146H164ZM167 147V146H166ZM169 147V146H168ZM196 147H194V148H196ZM53 148H51L50 147V149H48L47 151H46V153H45V155L44 154H39V155H37L41 160L40 161H38L37 160V162L38 163H40L42 160V162H45L44 160L46 159V160H48L47 159V152L49 153V155H48V157L49 156H51L50 154L51 153H53V151H49V150H54ZM170 148H171V146H170ZM8 149V148H7ZM203 149V148H202ZM56 150V149H55ZM12 151V150H11ZM64 151V150H63ZM103 151V150H102ZM104 151H105V149H104ZM135 151V150H134ZM137 151V150H136ZM135 151V160H134V162L135 163H138V164H141L142 163V157H140V154L139 155H137L138 154V152H136ZM8 152H9V150H8ZM51 152V153H50ZM56 152V151H55ZM106 152V151H105ZM144 152H147V151H144ZM152 152V151H151ZM153 152H155V150H153ZM160 152H161V150H160ZM194 152V151H193ZM198 152V151H197ZM25 153V152H24ZM44 153V152H43ZM110 153V152H109ZM131 153V152H130ZM169 153V152H168ZM209 153V152H208ZM9 154V153H8ZM37 154V153H36ZM35 154V155H36ZM141 154H142V152H141ZM234 154H236V155H234ZM42 155H44L43 157H42ZM53 155V154H52ZM145 155V154H144ZM76 156V155H75ZM102 156V155H101ZM126 156V155H125ZM143 156V155H142ZM167 156V155H166ZM204 156V155H203ZM2 157H3V155H2ZM44 157H45V159H44ZM82 158H81V163L80 164H82V165H86V166H88V167H90V169L92 170V173H93V176H94V178L96 179V180H98L99 181V183H100V185L102 186V191H101V193H100V197L102 198V199H113V200H117V199H120V197H117V198H115L116 197V195H115V192L113 191V190H111L108 186H107V183L110 181V180H112L113 179V177L108 173V172H106V173H104V172H102L101 171V168L99 169V165H101V163L102 162H99V161H96L95 159H93V158H90V157H88V156H81ZM21 158V157H20ZM50 158H52V157H50ZM72 158H74V157H72ZM58 159V158H57ZM113 159H115V158H113ZM172 159V158H171ZM123 160V159H122ZM172 160H174V159H172ZM21 161H23V160H21ZM26 161H28V160H26ZM25 161V159H24V163H27ZM14 162V161H13ZM69 162V161H68ZM24 163L22 164V165H24ZM31 163H33V160H32V162L29 160V163L28 164H31ZM180 163V162H179ZM14 164V163H13ZM34 164H35V162H34ZM34 164L32 165V167L34 166ZM161 165H162V163H160ZM36 165V164H35ZM98 165V166H97ZM155 165V164H154ZM228 165H232L233 166V168L231 169V170H227V171H225L224 170V168L225 167H227ZM7 166H11V165H7ZM26 166H27V164H26ZM25 166V168H23V166H22V168L23 169H28V166L26 167ZM56 166V165H55ZM179 166V165H178ZM188 166H190V165H188ZM29 167H31V166H29ZM31 167V168H32ZM61 168V167H60ZM10 170L11 169H15V167L13 168V167H11V168H9ZM17 169H18V167H17ZM22 170V169H21ZM21 170L20 169H18L17 170V172L18 171H20L21 172ZM25 170L23 171L22 170V172H25ZM29 170V169H28ZM60 170V169H59ZM61 170H63V169H61ZM76 170V169H75ZM27 171V170H26ZM79 171V170H78ZM81 171V170H80ZM79 171V172H80ZM86 171H87V169H86ZM86 171L84 172V173H86ZM11 172V171H10ZM65 172V171H64ZM71 172V171H70ZM88 172V171H87ZM19 173V172H18ZM67 173V172H66ZM83 172H82V174H84ZM11 174H12V172H11ZM15 174V173H14ZM17 174V173H16ZM72 174V173H71ZM82 174H80V175H82ZM89 174V173H88ZM6 175H7V173H6ZM5 175V176H6ZM20 175V174H19ZM22 175V174H21ZM70 175V174H69ZM87 175V174H86ZM179 175V174H178ZM74 176V175H73ZM121 177V176H120ZM178 177V176H177ZM176 177V178H177ZM4 178V177H3ZM28 178V177H27ZM175 178V177H174ZM174 178H171V177H169V176H167L162 170H160V173L158 174V177H157V179L162 183L161 185H162V187H160L161 189H163V190H165L168 194V198L166 199V200H163V201H158V200H156L155 201V208L157 209V211L159 210L161 213H165V214H171V213H176L178 210H179V208H178V205H177V202L180 200L179 198L181 197V195H180V197H175V198H172L171 197V194L173 193V192H175L176 191V189H171L170 187V185L172 184V183H174L173 182V180H174ZM11 179V178H10ZM22 179V178H21ZM78 179V178H77ZM125 179H126V181H129V180H132V178H124V181H125ZM152 179V178H151ZM178 179V178H177ZM27 180V179H26ZM28 180H29V178H28ZM36 180V179H35ZM79 180V179H78ZM179 180V179H178ZM55 181H57V179H55ZM54 181V183L55 184H57L56 182ZM80 181V180H79ZM119 181V180H118ZM177 181V180H176ZM35 182V181H34ZM227 182H232V183H234L235 184V188L238 190V192L239 193H237L235 196H233L234 197V199L233 200H230V198H229V195L227 194L228 192H227V190L224 188V183H227ZM66 183V182H65ZM84 183H85V181H84ZM126 183V182H125ZM90 184H92V183H90ZM90 184H88V185H90ZM95 184V183H94ZM97 184V183H96ZM26 185V184H25ZM24 185V186H25ZM86 185V184H85ZM96 186H98V185H96ZM40 187V186H39ZM90 187H92V186H90ZM99 187V186H98ZM151 187H153V186H151ZM22 188V187H21ZM27 188V187H26ZM121 188V187H120ZM182 188V187H181ZM66 189V188H65ZM75 189V188H74ZM92 189H94V188H92ZM186 189V188H185ZM192 189V188H191ZM29 190V189H28ZM62 190V189H61ZM76 190V189H75ZM99 190V189H98ZM127 191V190H126ZM61 192V191H60ZM78 192V191H77ZM125 192V191H124ZM180 192V191H179ZM181 192H183V191H181ZM54 193V192H53ZM79 193V192H78ZM61 194V193H60ZM51 195V194H50ZM65 195V194H64ZM67 195V194H66ZM69 195V194H68ZM184 195V194H183ZM84 196H86V195H84ZM163 196V195H162ZM50 198L52 197V195L51 196H49ZM88 197H90V196H88ZM92 197V196H91ZM143 197V196H142ZM183 197V196H182ZM190 197V196H189ZM67 198V197H66ZM83 198V197H82ZM86 198H87V196H86ZM97 198V197H96ZM99 198V197H98ZM48 200H49V198H47ZM69 199H70V196H69ZM68 198H67V200H69ZM85 199V198H84ZM88 199V198H87ZM91 199V198H90ZM179 199V200H178ZM76 200V199H75ZM89 200V199H88ZM88 200H87V203H88ZM91 200H94L95 201V199H91ZM86 201V200H85ZM211 201V200H210ZM46 202V201H45ZM71 202V201H70ZM93 202V201H92ZM97 202V201H96ZM111 202H113V201H111ZM68 203V202H67ZM74 203V202H73ZM77 203H79V201L77 202ZM82 203V202H81ZM84 203V202H83ZM154 203V202H153ZM65 204V203H64ZM0 205L1 206H3V203L1 204L0 203ZM5 205H6V203H5ZM13 205H15V204H13ZM7 206H8V204H7ZM6 207V206H5ZM17 208V207H16ZM73 208V207H72ZM142 209H143V207H141ZM10 209H11V212L13 211V209H15V207L13 208V206L12 207H10ZM76 209V208H75ZM74 209V210H75ZM78 209V208H77ZM3 210V211H2ZM2 211V212H1ZM14 211H16V214H18L19 213V215L21 214L20 212H17V209L16 210H14ZM13 211V212H14ZM19 211V210H18ZM68 211H71L72 212V210L71 209H69ZM156 211V212H157ZM3 212H6V209H0V213H3ZM70 212V213H71ZM77 212V211H76ZM83 212H84V210H83ZM106 212V211H105ZM160 212H159V214H160ZM81 213V212H80ZM107 213V212H106ZM15 214V213H14ZM14 214H13V218H14ZM76 214V213H75ZM123 214V213H122ZM156 214V213H155ZM11 215H12V213L11 214H9V216L7 217V218H9V217H11ZM22 216H23V214H21ZM20 215V216H21ZM80 215V214H79ZM83 214H81V216H82ZM86 215H88V214H86ZM109 215V214H108ZM121 215V214H120ZM19 216V217H20ZM143 216V215H142ZM1 217H3L2 215H1ZM0 217V226L2 225V224H4L5 222L4 221H1V220H3L2 218ZM5 217V218H6ZM26 217V216H25ZM24 217V218H25ZM88 217V216H87ZM162 217H164V216H162ZM182 218H183V216H181ZM5 218H4V220H5ZM26 218H28V217H26ZM31 218V217H30ZM29 218V219H30ZM33 219H31V220H35V221H37V219H38V222H36L37 223V225H38V223H40V229L44 226V225H46L47 226V224H45V223H50L49 222V220L51 221V218L50 219H46V218H44V220L46 221H44V224H43V217H42V219H41V222H39V219L41 218V217H39V218H37V217H32ZM35 218V219H34ZM72 218V217H71ZM121 218H123V217H121ZM165 218V217H164ZM73 219V218H72ZM181 219V218H180ZM13 220V219H12ZM47 220H48V222H47ZM73 220H75V218L73 219ZM78 220V219H77ZM147 220V219H146ZM11 221V220H10ZM34 221V222H35ZM52 221L53 222H51V223H53V225L55 226L56 225V228H55V231H56V234H54V235H51V237H50V240H53V241H60L61 243L59 244V245H57L56 243V245H57V249L58 248H61V247H59L60 245H62V247H64L63 246V243H64V245L66 246V239H64L63 237H65V236H67L68 234H66L65 232H67L66 231V229L68 230L69 228L68 227H70V225L68 226H63L62 227V225L61 224H58V222L56 221V220H53L52 219ZM95 221V220H94ZM98 221V220H97ZM2 222H4V223H2ZM12 222V221H11ZM10 222V223H11ZM26 222V221H25ZM33 222V223H34ZM56 222V223H55ZM64 222V221H63ZM75 222H76V220H75ZM157 222V221H156ZM180 223V222H179ZM93 224V223H92ZM109 224V223H108ZM133 224H135V223H133ZM167 224H169V223H167ZM175 224V223H174ZM50 225V224H49ZM63 225H65L64 223H63ZM105 225V224H104ZM148 225V224H147ZM45 226V227H46ZM91 226H93V225H91ZM175 226V225H174ZM188 226V225H187ZM67 227V228H66ZM157 227V226H156ZM179 227V226H178ZM39 229L38 227H36L35 226V229ZM63 228H65V229H63ZM71 229V228H70ZM69 229V230H70ZM75 229V228H74ZM74 229H72L74 232H76V230H74ZM80 229H83V228H80ZM80 229H78V230H80ZM95 229V228H94ZM119 229V228H118ZM32 229H30V231H31ZM43 230V229H42ZM41 230V231H42ZM65 230V231H64ZM85 230V229H84ZM83 230V232H85L86 233V231H84ZM64 231V232H63ZM72 231V232H73ZM120 231V230H119ZM118 231V232H119ZM44 232H45V228H44ZM69 232V231H68ZM67 232V233H68ZM79 232V231H78ZM46 233V232H45ZM64 233L66 234L65 236H64ZM70 234H71V231L69 232ZM134 233V232H133ZM9 234V233H8ZM30 234V233H29ZM33 234H34V231H33ZM44 234V233H43ZM46 235V234H45ZM84 235V234H83ZM87 235H88V233H87ZM119 236H120V234H118ZM68 237H70V236H67V238ZM66 238V237H65ZM128 238V237H127ZM126 238V239H127ZM61 239H62V241H65V242H62L61 241ZM96 239V238H95ZM1 240V239H0ZM49 240V241H50ZM48 241V240H47ZM85 241V239L84 238H81L80 239V242L81 243H83ZM51 242V244H52V241H50ZM54 243V242H53ZM57 243H59V242H57ZM71 243V242H70ZM93 243V242H92ZM142 243V242H141ZM43 244V243H42ZM44 244H45V242H44ZM47 244V246L48 245H51V244H48V243H46ZM55 244H54V246H55ZM167 244V243H166ZM79 245V244H78ZM129 245V244H128ZM142 245V244H141ZM24 246H25V244H24ZM167 246V245H166ZM18 247H20V246H18ZM56 247V246H55ZM90 248H92L93 249V245H91V243H90ZM54 249H56V248H54ZM56 249V250H57ZM53 250L54 252H58L59 250ZM181 250V249H180ZM30 251V250H29ZM93 251H95L94 249H93ZM105 251V250H104ZM104 251H102V252H104ZM183 251V250H182ZM241 251V250H240ZM44 252V251H43ZM193 251H191V253H192ZM31 252H29V254H30ZM47 254H49L48 253V251L46 252ZM188 253V252H187ZM190 253V252H189ZM188 253V254H189ZM199 252H197V254H198ZM27 254V253H26ZM53 254V253H52ZM55 254V253H54ZM103 254V253H102ZM101 254V255H102ZM192 254H194V253H192ZM21 256H22V259H23V256H25V255H22V254H20ZM28 255V254H27ZM46 255V254H45ZM51 255V254H50ZM118 255V254H117ZM253 256H252V258H253V260L256 262V264H264L263 263V259H262V257H261V254L258 252V251H255L253 254H252ZM108 256V255H107ZM118 256H120V255H118ZM42 257V256H41ZM97 257V256H96ZM121 257V256H120ZM166 258H165V261L166 262H168V261H170V263H173V264H183V260L180 258V257H178V256H173L172 258L171 257H167V256H165ZM245 257V256H244ZM29 258H31V257H29ZM104 258V257H103ZM247 258V257H246ZM87 259V258H86ZM102 259V258H101ZM99 260V261H103V260ZM30 260V259H29ZM89 260V259H88ZM225 260V259H224ZM106 261V260H105ZM1 262V261H0ZM12 262V261H11ZM53 262V261H52ZM121 262H123V260L121 261ZM143 262V261H142ZM98 263H101V262H98ZM234 263V262H233ZM237 263V262H236ZM5 264V263H4ZM92 264V263H91ZM97 264V263H96Z\"/></svg>", "mask_w": 264, "mask_h": 264}]
</instances>
